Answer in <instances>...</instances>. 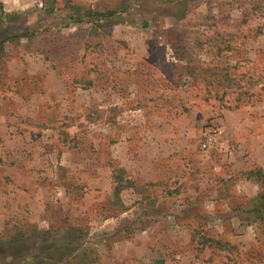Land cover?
I'll use <instances>...</instances> for the list:
<instances>
[{"label":"rangeland","instance_id":"1","mask_svg":"<svg viewBox=\"0 0 264 264\" xmlns=\"http://www.w3.org/2000/svg\"><path fill=\"white\" fill-rule=\"evenodd\" d=\"M256 169L264 0H0V264H264Z\"/></svg>","mask_w":264,"mask_h":264},{"label":"trees","instance_id":"2","mask_svg":"<svg viewBox=\"0 0 264 264\" xmlns=\"http://www.w3.org/2000/svg\"><path fill=\"white\" fill-rule=\"evenodd\" d=\"M49 9V8H48ZM48 12H53V8H50L48 10ZM94 15L97 17V19H102V18H111L113 16H116V12H109L107 14H103V13H94ZM76 22H81L82 19L78 18L77 20H75ZM245 174L247 175L248 179H254L256 178L257 180H261L264 179V171H262L261 169H256V170H250L248 172H245ZM119 186L117 185L114 190L115 192L118 194L119 193ZM258 198H260L263 202H264V194H262L261 196H259Z\"/></svg>","mask_w":264,"mask_h":264},{"label":"built area","instance_id":"3","mask_svg":"<svg viewBox=\"0 0 264 264\" xmlns=\"http://www.w3.org/2000/svg\"><path fill=\"white\" fill-rule=\"evenodd\" d=\"M205 141H206V142H205V143H203V148H205V147H206V145H207V142H208V141H210V138H209V137H207V138L205 139Z\"/></svg>","mask_w":264,"mask_h":264}]
</instances>
